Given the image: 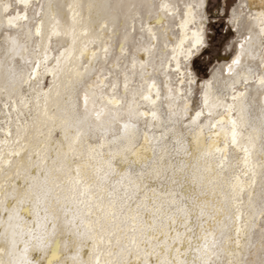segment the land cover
I'll use <instances>...</instances> for the list:
<instances>
[{
    "label": "bare ground",
    "instance_id": "1",
    "mask_svg": "<svg viewBox=\"0 0 264 264\" xmlns=\"http://www.w3.org/2000/svg\"><path fill=\"white\" fill-rule=\"evenodd\" d=\"M0 3L12 6L0 11V222L18 201L48 189L46 206L66 240L86 212L73 200L81 199L73 191V182L81 180L93 204L86 221L100 217L101 208L109 210L113 187L121 197L128 189L131 197L123 207L117 201L115 225L108 229L116 235L110 249H101L102 262L264 264V33L256 18L264 0H238L231 18L239 33L235 56L201 84L192 63L207 43L208 0ZM17 13L27 19L8 25ZM9 37L17 42L15 54ZM237 56L240 63L233 65ZM198 84L201 103L194 109ZM66 121H83L75 155H68L64 137L74 133L65 131ZM124 124L134 125L130 144L121 138ZM126 174L138 191L122 179ZM25 207L34 211V205ZM20 215L31 222L33 213ZM73 215L78 219L67 224ZM127 217L156 226L152 244L141 246L150 255L121 252L131 227ZM73 241L61 250L63 264H73V256L76 264H89L95 241L75 235Z\"/></svg>",
    "mask_w": 264,
    "mask_h": 264
},
{
    "label": "snow or ice",
    "instance_id": "2",
    "mask_svg": "<svg viewBox=\"0 0 264 264\" xmlns=\"http://www.w3.org/2000/svg\"><path fill=\"white\" fill-rule=\"evenodd\" d=\"M21 3L27 6V0H21ZM11 4L8 3H0V11L7 13L11 8ZM168 5H162V8L167 9ZM27 19V14L23 17H20L19 13L16 14V17H8L7 23L8 25H12L13 19ZM261 25V32L264 33V12H260L256 17ZM37 34H39V28L36 30ZM9 43L11 44L10 52L15 54L17 42L15 39L9 37ZM247 39H251L248 37ZM202 39L197 35V44H202ZM183 43V42H181ZM241 52H243L244 45L243 43L240 45ZM106 51V50H105ZM182 51V49H181ZM65 53H61V56H64ZM70 56V54H69ZM191 56V52L185 54V58ZM47 54L45 53L44 59L47 60ZM59 59H57V64H59ZM240 57L237 56L233 61V65H239ZM39 64L37 63L35 67L38 69ZM177 68H179V63L177 64ZM232 65L228 66L229 73L232 72ZM31 79V74L29 75ZM261 84L264 85V78L261 79ZM147 99V97H146ZM88 94L85 93L83 96V104L85 112L88 110ZM205 103L207 104V98L205 99ZM7 107V105H5ZM155 117V113L152 114ZM201 113L197 112L196 116L199 117ZM95 116L97 119L100 118L101 112H96ZM87 116L85 117V120ZM78 122L73 124L71 122H65V131H72L74 133L73 136L65 135L64 139L68 140V155H75L76 148L75 146L79 143L80 137L82 135ZM233 126H235V121H232ZM130 127H134V125L124 124V136L121 137L123 139H127L129 144L131 143V138L128 136V131ZM11 133H9L10 135ZM233 142H235L236 132L233 131ZM115 142V141H113ZM108 168L112 169L111 163L108 164ZM77 175H79V169H77ZM143 175V174H141ZM122 179H127L128 184L131 187L133 192L139 190V186L135 185L134 182L130 179V175L126 174V176ZM84 184L81 180H76L73 182V191L78 192L81 196V199L76 200V197H73V200L84 207L86 212L79 216V224L80 227L76 229L75 233L69 232L67 234V239H64L65 233L63 230L58 228L57 226V217L54 212L50 210L47 205L49 191L48 189L42 190L41 192L35 194V199L32 200L30 198L21 199L18 201L16 205L12 207V210L8 212V219L6 222H0V227H2V232H0V242L3 243L4 247H0V264H63V256L62 249H66L70 244H73V235L79 237L82 241L85 237L88 239H92L95 241L93 247L95 249V255L92 261L89 264H110L109 261L105 260L102 262L101 257L105 255V251L101 249L104 248L105 245L110 249L113 243V237L116 235L115 231H108L109 228H112L115 225L116 221V208L117 201L121 202V207H123V201L130 199L129 190L125 189L123 197H121L115 187H113V191L109 192V210L105 211L104 209H100L102 215L95 220L86 221L83 216L87 217L92 216V207L93 204L89 203L87 199V194L90 191V188L84 187L83 191H81V186ZM170 204H175L176 200L172 199L169 201ZM34 205V211L32 207H25V205ZM99 207V205H97ZM30 211L33 213L31 222L25 220L21 217L20 213L22 211ZM184 212L185 216L188 215V211L186 208L181 209ZM158 214L163 215V205L158 209ZM67 217V213H65ZM78 219V215H73L72 220H67V224H73V221ZM172 219V217H169ZM125 222L130 223L131 227L125 232V240L126 243L121 247V252L127 251L130 255L133 250L139 257L140 254H144L145 256L150 255L145 248H142V245L149 244L151 245L153 240L155 239L154 233L156 231V226H145L142 222H138V217H127L125 218ZM80 228H83V231H80ZM239 230H237V234ZM163 235H167L166 233H162ZM176 240H180V233L176 234L174 238V243ZM116 244L121 245V240L119 238L116 239ZM157 247L160 246L157 241ZM163 248L167 249L168 245L165 242ZM77 252H79V247H77ZM179 253V249H172ZM107 255H112L111 251H107ZM204 255H209L207 247L204 250ZM7 257V260L2 257ZM73 260V264H76L78 260V256L71 257ZM81 264L83 262L81 261ZM146 264V261H145ZM159 264H186V261L180 259L168 260L163 259L159 262ZM206 264V262H205Z\"/></svg>",
    "mask_w": 264,
    "mask_h": 264
},
{
    "label": "rangeland",
    "instance_id": "3",
    "mask_svg": "<svg viewBox=\"0 0 264 264\" xmlns=\"http://www.w3.org/2000/svg\"><path fill=\"white\" fill-rule=\"evenodd\" d=\"M237 3L238 0H208L206 6L209 17L207 43L204 50L195 57L192 63L200 84L201 80L210 76L214 69L235 56L239 33L233 26L231 18L232 10ZM200 84H198L193 99L194 109H197L201 103L202 88Z\"/></svg>",
    "mask_w": 264,
    "mask_h": 264
}]
</instances>
